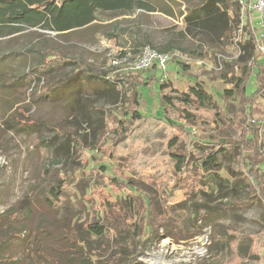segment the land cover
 <instances>
[{"label": "rangeland", "instance_id": "obj_1", "mask_svg": "<svg viewBox=\"0 0 264 264\" xmlns=\"http://www.w3.org/2000/svg\"><path fill=\"white\" fill-rule=\"evenodd\" d=\"M186 7L187 4L183 2L181 9L185 13ZM229 12L235 25V42L223 43L213 48H202L199 42L181 34L185 29L184 16L173 18L161 12L141 10L111 19L100 15V19L94 24L75 29L64 36L54 31L31 28L1 37L0 57L4 60L0 61V213L23 199L34 182L46 188L56 185L53 179L43 175L49 162L37 146L38 138H49L54 134L50 129L53 126H61L67 133L79 136L87 146L88 151L82 155L76 153L73 140L69 147H64L71 158L66 165L68 173L62 174L63 178L56 189L62 188L70 195L87 194L86 207L76 216L79 221L89 222V231L93 237L101 235L107 228V219L104 218L102 209L108 205V201L117 202L129 195L126 189H121L110 181L111 174L116 169L115 172L131 176L130 156L114 159L110 155L109 149L114 139L112 131L104 132L101 128H93L92 122L87 121V117H80L79 113L69 117L64 101H52L44 97L33 99L32 92L43 83L36 77L26 93L10 86L12 84L6 85L5 82L17 80L24 70L33 67L37 52H34L36 48H30L41 46L43 40L62 50L69 59L84 63V75L89 76L90 82L95 85L102 84L101 81L105 78L114 77L111 57L121 50H128L136 55L140 48L148 44L159 48L167 44L178 45L171 52L173 58L170 71L164 80L157 78L160 73L156 68L131 72V77L140 83L154 80L156 84L149 88L142 86L144 103L137 106L129 120L124 118L129 109L128 103L121 97L115 103L106 104L107 96H91L94 97L90 102L92 107L103 109L102 112L90 108L92 119L107 123L113 121V117L116 121L124 119L130 122L142 113L161 115L162 108H165L161 101L164 90L173 89L186 97L205 91L212 94L218 102L217 111L221 114L193 102L192 110L196 115L192 116V112L186 114L193 121L190 127L194 137L211 134L235 140L246 139L249 123L255 117L254 109L248 112V104L250 95L256 89L259 65L262 67V81L264 80V56H259L258 61L254 59L261 49L252 43L250 31L246 27L251 25L250 12L245 14L244 25L242 19L234 21L235 15L231 9ZM262 45L264 46V38ZM261 51L264 55V50ZM244 67L247 68L246 73L243 72ZM69 69L73 71L76 67L72 65ZM239 78L243 79L240 88L236 87ZM166 101L171 103L170 99ZM182 107L177 104L180 111ZM259 107L257 111L260 112L264 107V91L259 96ZM110 109L114 113L112 117ZM18 111L25 113L27 118L38 120L41 128L38 131L10 129L5 124L6 120L12 116L24 119ZM257 115L260 117V114ZM184 130V127L178 126L175 134L179 137ZM176 140L177 138L172 139L171 145ZM178 145L183 151L189 152L186 136ZM258 145L260 152L264 153V121L259 130ZM97 146L100 147L98 150ZM196 147L200 151V157L195 160L192 172L201 178L195 183L193 190L169 177L165 178L167 185L164 192L158 193L161 211L177 217L181 222L178 232L167 236L162 228L161 234L165 236L155 241L137 220L128 217L130 233L139 246V251L132 257L124 254L121 260L115 262L119 256L110 258L113 251L105 239L103 243H99V248H94L101 264H126L134 258L148 264H264V197L261 198L257 191H252L243 175L239 160L241 151L216 155L201 144ZM193 159L190 158L188 164ZM178 161L176 169L180 170L183 158L179 157ZM48 203L52 205L50 201ZM59 205V210H55L58 211L56 215L65 209L64 204ZM75 208L79 209V206ZM43 212L46 217L51 215V211ZM37 218L33 224L37 223ZM32 232L33 230L27 231L22 238L27 241L33 239ZM111 241H116L115 235ZM41 242L44 244L45 240Z\"/></svg>", "mask_w": 264, "mask_h": 264}, {"label": "trees", "instance_id": "obj_2", "mask_svg": "<svg viewBox=\"0 0 264 264\" xmlns=\"http://www.w3.org/2000/svg\"><path fill=\"white\" fill-rule=\"evenodd\" d=\"M182 1L187 4L186 13L181 9ZM182 1L0 0V38L31 28L54 31L64 36L75 29L94 24L100 19V15H103V18L111 19L141 10L161 12L173 18L184 16L185 29L181 34L199 42V46L202 48L206 46L213 48L223 43L235 42L233 36L235 25L229 11L231 9L235 15L234 21L242 19L241 4L238 0ZM246 27L250 31L252 43L257 45L250 25H246ZM140 44L137 43V45ZM150 46L161 52H172L174 48L178 47L173 44H167L160 48L155 45ZM35 48L34 52H37V58L33 67L30 69L28 66L29 68L24 70L17 80L7 81L6 85L12 84L10 86L26 93L36 77L43 83L32 92L33 99L44 97L57 102L64 101L69 117L79 113L80 117H87V121L92 122L93 128H101L104 132L112 131L114 139L112 147L109 149L110 155L114 159L130 156L131 176L123 175L119 171L117 173L116 169L113 170L110 181L121 189H126L129 195L117 202L108 201V205L102 209L103 216L107 219L105 223L107 228L101 235L93 237L89 231V222L87 220L79 221L76 216L86 207L87 194L80 196L79 193H73L74 195H70L62 188L56 189L58 182L63 178L62 174L68 173L66 165L71 158L64 147H69L72 144L70 141L73 140L76 153L82 155L88 151L87 146L82 138L67 133L63 127H51L54 134L49 138H38L37 146L40 147L41 152H44L45 160L49 162L43 175L53 179L56 185L46 188L37 182L32 183L23 199L5 212L0 213V264H101L95 249L99 248V243H103L105 239L108 240L107 244L111 245L113 251L110 253V258L115 259L117 255L119 256L115 262L121 260L124 254H130L132 257L140 248L130 233L128 217L137 220L142 229L155 241L161 240L165 236L161 234L163 231L167 236H171L172 232H178L181 222L177 217L161 211L158 193L163 191L167 185L165 178L169 177L188 185L190 190H193L194 185L201 178L198 174L193 175L192 172L195 160L200 157L197 144L210 148L212 154L216 155L237 153L236 150L241 151L239 156L241 171L252 191H257L261 198L264 197V153L260 152L258 145L259 130L264 121V107L262 111H257V107L260 108L259 96L264 91L263 73L260 65L256 76V89L250 95L248 104V112L254 109L255 115L249 123L248 137L244 140L211 134L194 137L190 127V123L193 121L188 118L186 112H192V116L196 115L192 110L193 102L214 109L215 112L217 109L219 110L218 102L212 94L201 91L186 97L176 93L173 89H162L164 94L161 101L165 108H162L161 115L142 113L130 122L124 121V119L116 121L112 117L114 113L110 109L113 121L95 122L96 119H92L90 110L103 112V109L92 107L90 102L94 97L91 96H107L106 104L108 102L115 103L122 97L129 105L127 113L124 114V118L129 120L137 110V106L144 103L142 86L149 88L156 82L151 80L148 83H140L131 77V74H115L114 77L103 79L102 84L95 85L90 82L89 76L84 75L86 65L81 61L69 59L62 50L48 44L46 40L42 41L41 46H31L30 49L34 50ZM259 56H264L261 50L260 54L254 56L255 61H258ZM3 60L4 58L0 57V61ZM72 65L76 67L73 71L69 69ZM246 71L247 68L244 67L243 72L246 73ZM157 78L160 79V76ZM242 80V78L238 79L236 87L242 86ZM166 99H170L171 103L169 104ZM177 104L183 106L181 111L177 108ZM18 113L24 119L12 116L6 120L5 124L10 129L38 131L41 128V123L38 120L27 118L21 111ZM257 114H260V117ZM256 118L258 119L256 120ZM178 126L184 127L185 135L182 133L178 137L175 134ZM185 136L188 140L189 152L183 151L178 145ZM59 138L62 140L59 141ZM174 138L177 140L171 145V140ZM96 148L98 150L100 147ZM96 148L94 147V149ZM179 157H182L183 161L180 170H177L176 164L179 162ZM190 158L194 159L188 164ZM59 204H64L65 209L61 214L56 215L58 211L55 210H59ZM75 206H79V209H76ZM47 208L50 209L47 210ZM43 211H51V215L46 217ZM36 218L38 219L37 223L33 224L32 222ZM162 228L163 231H161ZM32 230L33 239L27 241L22 238L23 234ZM113 234L116 237L115 242L111 241ZM44 240L43 244L41 241ZM126 264L148 263L134 258Z\"/></svg>", "mask_w": 264, "mask_h": 264}, {"label": "built area", "instance_id": "obj_3", "mask_svg": "<svg viewBox=\"0 0 264 264\" xmlns=\"http://www.w3.org/2000/svg\"><path fill=\"white\" fill-rule=\"evenodd\" d=\"M238 1L241 4L242 24H245L246 12H250V27L256 37L257 46L259 49L264 50L262 45L264 38V0ZM172 58L173 54L171 52H161L150 45L143 46L136 55L128 50H121L111 57V64L114 67L113 71H115L112 73L124 72V74H131L134 71L156 68L160 73V80H164L169 74Z\"/></svg>", "mask_w": 264, "mask_h": 264}, {"label": "bare ground", "instance_id": "obj_4", "mask_svg": "<svg viewBox=\"0 0 264 264\" xmlns=\"http://www.w3.org/2000/svg\"><path fill=\"white\" fill-rule=\"evenodd\" d=\"M158 262H159V260H158Z\"/></svg>", "mask_w": 264, "mask_h": 264}]
</instances>
